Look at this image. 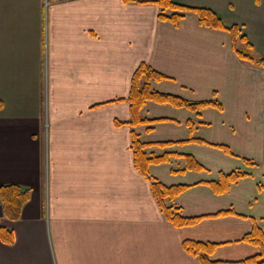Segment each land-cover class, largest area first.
Masks as SVG:
<instances>
[{"label": "crops", "instance_id": "crops-1", "mask_svg": "<svg viewBox=\"0 0 264 264\" xmlns=\"http://www.w3.org/2000/svg\"><path fill=\"white\" fill-rule=\"evenodd\" d=\"M155 0H0V189L29 198L16 219L0 198V264H201L186 239L218 243L214 260L259 252L264 232V64L241 58L247 43L188 12L161 20ZM239 25L264 59V0H175ZM166 76L154 89L220 104L199 110L157 102L131 118L127 97L141 63ZM167 153L146 177L132 134ZM187 157L193 162L188 166ZM236 174L225 186L223 175ZM244 176V177H243ZM151 180L184 186L164 216Z\"/></svg>", "mask_w": 264, "mask_h": 264}, {"label": "trees", "instance_id": "trees-1", "mask_svg": "<svg viewBox=\"0 0 264 264\" xmlns=\"http://www.w3.org/2000/svg\"><path fill=\"white\" fill-rule=\"evenodd\" d=\"M154 2L161 8L159 13V18L161 20L178 25L185 17L186 13L194 12L197 14L201 25L212 28H226L233 35L234 39L239 35L241 39L247 43V46L243 49L235 48L238 55L245 60L264 64V59L255 58L252 55L249 46L251 43L245 34L240 35L241 32L239 25L234 24L226 26L220 15L213 9L208 7L188 6L178 3L175 0H155ZM165 78L166 76L164 74L154 69L151 65L145 62L141 63L133 73L131 88L127 97V101L130 103L131 118L127 121H118L117 124L129 123L134 126L150 122L151 120L141 115V110L149 102L171 104L192 110H199L208 106L220 107V104L215 100L192 101L153 88V81H161ZM168 143L169 142L146 143L139 138L138 134L133 132L131 147L134 152V162L137 169H139L143 175L151 178L149 174V166L151 164L164 163L168 160L167 153L160 154L157 152H148L147 148H164ZM187 159L188 166L190 167L193 160L190 157H187ZM236 178V174L223 175L219 184L225 186V183H228L229 180H235ZM183 189L184 186L181 185L167 186L160 181L151 180V191L160 209L167 220L177 227L195 225L203 219V217L199 216H184L180 213L178 208L171 203L175 196ZM0 198L3 204L4 215L8 218L16 219L20 216L23 204L26 203L29 198V190L22 189L17 185H5L0 189ZM0 237L11 242L12 232L8 229L0 228ZM242 240L257 246L259 252L244 260L224 261L214 260L210 257L219 245L218 243L186 239L183 242V246L189 253L197 256L201 264H264V232L262 229L258 225H254L253 229L245 234Z\"/></svg>", "mask_w": 264, "mask_h": 264}, {"label": "built area", "instance_id": "built-area-1", "mask_svg": "<svg viewBox=\"0 0 264 264\" xmlns=\"http://www.w3.org/2000/svg\"><path fill=\"white\" fill-rule=\"evenodd\" d=\"M48 0H46V2H47Z\"/></svg>", "mask_w": 264, "mask_h": 264}, {"label": "bare ground", "instance_id": "bare-ground-1", "mask_svg": "<svg viewBox=\"0 0 264 264\" xmlns=\"http://www.w3.org/2000/svg\"><path fill=\"white\" fill-rule=\"evenodd\" d=\"M244 177V176H243Z\"/></svg>", "mask_w": 264, "mask_h": 264}]
</instances>
